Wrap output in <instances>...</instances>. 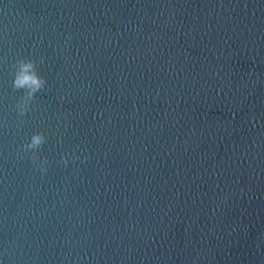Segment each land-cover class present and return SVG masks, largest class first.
Returning a JSON list of instances; mask_svg holds the SVG:
<instances>
[{"label":"water","instance_id":"obj_1","mask_svg":"<svg viewBox=\"0 0 264 264\" xmlns=\"http://www.w3.org/2000/svg\"><path fill=\"white\" fill-rule=\"evenodd\" d=\"M0 264H264V0H0Z\"/></svg>","mask_w":264,"mask_h":264},{"label":"clouds","instance_id":"obj_2","mask_svg":"<svg viewBox=\"0 0 264 264\" xmlns=\"http://www.w3.org/2000/svg\"><path fill=\"white\" fill-rule=\"evenodd\" d=\"M14 68L13 88L17 91L23 90V95L16 104V109L19 114L23 116L30 110L31 102L35 99L36 94L44 89L47 82L46 79L39 74L36 61L32 59L20 58L16 60ZM45 141V135L42 132H36L31 136L28 143L22 145V148L26 152L32 151V159L35 161L40 159L37 156V152ZM70 158H72L70 154L65 153L61 157V161L67 166ZM75 158L79 159L78 156ZM85 159H87V157H85ZM47 164L48 160L46 157L40 159L39 167L41 172L47 171Z\"/></svg>","mask_w":264,"mask_h":264}]
</instances>
